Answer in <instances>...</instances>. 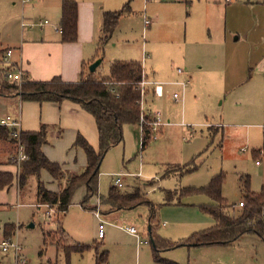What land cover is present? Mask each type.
<instances>
[{
    "label": "rangeland",
    "instance_id": "rangeland-1",
    "mask_svg": "<svg viewBox=\"0 0 264 264\" xmlns=\"http://www.w3.org/2000/svg\"><path fill=\"white\" fill-rule=\"evenodd\" d=\"M22 1L0 0V39L18 41L23 36L25 39L37 37L42 32L39 26L45 21L52 26L44 27L43 30L58 28L54 19L55 2L61 0L28 1L26 4ZM101 1L103 4L106 1L107 7H115L109 9L103 5L104 13L118 11L125 5L109 0ZM131 6L140 12L145 7L144 0H136ZM56 10H61V7H56ZM160 12L159 7L152 3L147 15L153 20V16ZM22 17L37 25L25 35L21 28ZM180 22L179 31L183 36L186 21L182 19ZM119 29L122 39L129 41L128 45L112 43L109 50L106 49L98 58L101 65L96 69L97 72L89 70V73L108 76L114 61L133 58L140 60L144 68L147 67L150 79L155 78L157 81L161 80L160 71L166 75V71L173 66L175 70L184 69L181 64L182 53L173 50L183 47L173 43L176 41L174 37L166 36L168 33L164 24L149 32L143 19L131 13L120 21ZM229 55L232 56L228 58V68L232 67L234 73H227V76L233 75L238 79L232 86L225 87L219 82V78L225 76L224 71L203 75L192 73V85L187 90L185 106L167 95L147 102L148 94H145V117L148 116L149 121L153 122L156 112L161 116V124L154 131L153 126L146 125L152 133L145 150H142L140 123L125 125L124 142L107 153L101 166L99 196L108 198L114 186V174H132L134 178L125 179V186L129 188L116 191L127 193L139 190L142 202L146 205L123 210L107 218L109 223L105 225V236L99 239V221L94 211L100 210L105 214L109 208L99 197L88 202L86 209L83 208L81 202L85 191L82 188L75 194L65 214L55 208L48 215V210L40 208L37 202L38 179L31 176L23 190L18 191L14 184L11 190L0 191V243L15 236L14 239L22 245V256L27 264L56 260L59 264H67L63 253L54 245L45 247L43 240V229L56 232L63 226L72 239L71 245H96L99 254L107 251V261L103 264H164L157 260V252L163 260L175 264H264V242L256 235H245L231 245L184 246L161 251L158 247L157 240L179 245L195 232L203 231L212 224L210 215L201 209L202 205L209 203V198L206 195L179 197L177 194L180 191L207 186L212 179L222 175L223 196L229 206H239L243 200L241 176L251 177V190L254 192L264 186V154L259 153L264 137V82L250 78L253 74L250 68L254 64L247 60V44L232 47ZM12 110L13 107H9V111ZM60 129L61 134L58 133ZM49 132L48 151L51 157L65 165L69 174H80L85 168L86 157L81 149L72 148L79 132L74 124L66 121L61 127L54 120L49 126ZM0 147L11 153L10 162L19 169L13 170L19 174L21 166L15 159V148L5 141H0ZM95 147H99L98 142ZM191 168L196 171L188 174ZM139 175L140 178H137ZM45 176H48L46 171L42 173V180L52 189L60 190L65 186L64 182H47ZM167 192L172 196L169 201ZM151 207H155L154 211ZM32 224L34 227H31ZM119 227H135L142 243L137 245V240ZM57 238L64 239L65 236L59 234ZM96 258L97 251L93 248L84 256L72 254L70 264H96ZM13 263L14 255L11 252L5 254L0 251V264Z\"/></svg>",
    "mask_w": 264,
    "mask_h": 264
},
{
    "label": "crops",
    "instance_id": "crops-1",
    "mask_svg": "<svg viewBox=\"0 0 264 264\" xmlns=\"http://www.w3.org/2000/svg\"><path fill=\"white\" fill-rule=\"evenodd\" d=\"M63 1L64 0H61L59 3L57 1L55 2L57 9L58 7H61V10L59 11L56 10L55 7L54 19L58 28H54L52 30H43L44 27H49L52 25L50 24V22L45 25H42L44 24L42 23V26H39L42 28V32L37 37L31 36V39H25L23 36L18 41L0 39V53L6 49H12L14 53L13 61L18 63L23 68L26 76L32 81H49L54 77H61L65 82H78L80 80L81 74L83 72L87 74L90 66L93 63L100 62L101 65V61H98V58L100 57V55L104 54L106 49L109 50L108 47L112 43L113 45H116V43L128 45L127 43L129 41L127 39H122V37L120 36V22L118 28L113 33L109 41L105 45H102L101 40L103 38L102 32L105 14L103 9L104 6H106V1H104L103 4L101 0H70L78 3V34L77 39L74 42H63L62 33L60 31ZM109 1L117 2L118 4L130 5V13L124 15L121 20L129 17L131 13H136L143 19V21L145 16H147L151 21V24L148 26L149 32H151L156 26L164 24L165 29L168 33V35L166 36L174 37L176 41L173 43L177 44V46L179 44L183 47L173 50L182 53L181 64L183 65L184 69L177 68V70H175L173 66L171 70L166 71V75H163V71H160L161 80L159 81H157L155 78L150 79L148 77L147 67L144 68V64L140 60H136L134 58L130 60H116L137 61L143 65V78H145V80L150 83L146 87V94H148L146 100L147 102L151 101L155 97L159 99L163 98L165 95L170 96L173 99V93L178 91L177 93L182 94V100H174L180 103L182 106H185L187 90L192 85V73H202L203 75V73L218 74L219 72L224 71L225 76L223 77V79L219 78V82L225 87L232 86L234 84V81L238 79H236L233 75H230L229 77L227 76V73H234V71H232V67L228 68V58L229 56H232L229 55L231 54L232 47H236L237 44L248 45L247 60L250 62V64H254V66L250 68V70L253 69V74L250 77L251 80H262L264 82V0H155L153 2H145L144 0L145 7L140 12L136 11L131 6V4L133 5L136 0ZM152 3L157 5L161 10V14L159 13L153 16V20L147 15V10L149 11V5ZM108 6L109 7L106 6V8H115L110 5ZM182 19L186 21V31L183 36L182 34L180 35L179 31L181 23L180 21ZM23 23L26 24L25 27L22 26ZM36 26L37 25H34V23L28 22L25 17H22L21 28L24 35L27 32L33 30V28ZM223 49L225 50L223 51ZM145 66H147V62L145 63ZM179 70H182L183 72L179 73ZM235 71L237 70L235 69ZM216 78H218V76ZM242 82L243 81L239 82L238 84ZM159 84L163 87V95L161 97L157 96L154 92L155 86ZM144 98L145 97L142 96V111H144L147 103H144ZM9 107H13V110L9 111ZM151 113H153L152 110ZM154 115H159V117H161L159 112H156ZM0 116H11L13 118L19 119L21 121V129L23 133L37 132L39 131L41 126L44 125L47 128L48 138L50 137L49 126L51 123H53L54 120L61 127L65 124L66 121H70L74 124L76 131H79L76 135L75 142L79 136H82L89 142L90 145L92 144L94 146L93 147L91 145L94 149H96L95 146L97 142L99 144V133L94 117L86 110H84L81 105L70 100H65L61 103H38L32 101L22 102L19 98H0ZM61 131L62 130L60 129L58 133L61 134ZM7 142L15 148L16 157L17 148L15 144L10 143V141ZM48 146H50L49 139L48 143L42 147V151L52 162H56L51 157L50 152L48 151ZM72 148L81 149L84 152L87 165V156L85 151L80 147H76L75 143ZM98 148L96 150H98ZM243 152H245V149L243 150ZM11 159V153H9V151H6L3 147H0V172L13 173L16 181L15 184L19 191L17 183L18 178L16 177L19 176V174H15L16 172H14L13 170V168H18L10 162ZM59 164L62 166L65 174V179L61 182H55L49 173L48 176H45V179L47 180V182L51 180V183L61 184L62 182H64L66 186L67 179L74 174H69L65 169V165L61 163ZM257 165L260 166L259 161H257ZM126 177L134 178L135 176L127 175ZM136 177L140 178V175ZM125 179L123 180L122 189L129 188L125 186ZM42 181L45 183L44 180ZM45 186L48 190L53 192H60L65 188L64 186L60 190L59 188L52 189L46 183ZM13 187L14 185L10 189L3 191H9ZM113 187L117 189L115 185ZM83 189L85 191V195L83 196V198H85L86 190L85 188ZM240 191L242 193L241 182ZM133 192L134 191L127 193ZM148 193L149 192L147 191V195ZM96 198L97 197L93 198L92 200H95ZM174 203L175 202H172L171 204ZM107 206L109 207L106 210L107 213L102 214V217L108 224L109 222L107 221V218L117 215V213L123 210H117L109 205ZM40 208L47 209L48 215L51 214L50 212L56 210L55 207H51L49 205H40ZM110 209L112 210L110 211ZM60 213L65 214L63 212ZM213 225L214 220L212 219V224L210 225V227H212ZM62 229L67 235V241L70 243V240L72 239L69 233L65 228H63V226ZM46 231L48 230L46 229ZM14 237L11 239L17 241L16 239H14ZM134 238L137 240V245L142 243V238L141 241H138L136 237Z\"/></svg>",
    "mask_w": 264,
    "mask_h": 264
},
{
    "label": "trees",
    "instance_id": "trees-1",
    "mask_svg": "<svg viewBox=\"0 0 264 264\" xmlns=\"http://www.w3.org/2000/svg\"><path fill=\"white\" fill-rule=\"evenodd\" d=\"M130 5L126 4L121 10L105 12L103 24L102 45H105L119 26L121 18L129 14ZM60 31L63 42H74L78 34V3L64 0L62 3V21ZM102 49V46H101ZM96 73V72H95ZM144 76L143 65L137 61H115L111 64L108 76H95L94 73L83 72L80 80L75 83L65 82L61 77H54L49 81H32L28 77L21 84L10 83L0 76V98H19L22 102L32 101L38 103H61L70 100L83 107L90 113L97 124L99 133V148L94 149L87 140L79 136L75 142L76 147L82 148L87 156V165L82 173L71 175L66 186L60 192H53L46 188L41 180V173L47 171L55 182L65 179L62 166L52 162L42 151V147L48 143L46 126H41L37 132H24L21 139L25 146L27 159L21 162L18 187L23 190L27 180L36 176L37 202L40 205L55 207L59 212L66 213L72 205L75 194L82 188L86 190V196L81 202L83 208L93 198L99 197L103 204L117 210H130L142 202L139 190L133 193H120L112 187L108 198L99 196V177L101 165L107 153L114 147L124 142V126L140 124L143 111L141 108L142 95L139 83ZM149 120V117H145ZM151 129L142 128V150L148 144ZM0 141L14 143L11 132L0 127ZM259 153L264 154L263 146ZM196 169H190L193 173ZM242 201L244 207L238 205L229 206L223 196L222 187L224 177L219 175L201 188H188L177 195H206L210 203L202 205L201 209L214 220V225L200 232L192 234L184 243L172 244L165 240H157L159 250L173 247H202L212 245H231L245 235H256L264 242V186L260 191L251 190L250 176H241ZM15 176L11 172H0V191L10 189L15 184ZM172 199L171 193H167V201ZM156 207V206H155ZM155 207H151L154 211ZM153 216V214H152ZM59 234L64 239L57 238ZM44 246L49 244L57 247L70 264L72 254H84L91 249L97 251L96 264L107 261V251L99 254L96 245L68 244L67 235L63 229L56 232H48L43 229ZM43 251H41V254ZM158 261L164 264H175L163 260L158 252ZM40 264H59V261H48Z\"/></svg>",
    "mask_w": 264,
    "mask_h": 264
},
{
    "label": "built area",
    "instance_id": "built-area-1",
    "mask_svg": "<svg viewBox=\"0 0 264 264\" xmlns=\"http://www.w3.org/2000/svg\"><path fill=\"white\" fill-rule=\"evenodd\" d=\"M28 1L37 2L39 0H23L22 3L26 4ZM155 0H145V2H153ZM48 21H45L44 24H48ZM145 27H148L151 24L150 19L145 16L144 18ZM23 27L26 26L25 23L22 24ZM13 50L12 49H6L3 52L0 53V76H2L3 79L7 80L10 83H16L21 84L24 79L27 77L26 74L23 71V68L16 62L13 61ZM182 70H179V73H182ZM150 83L145 80V78L142 79V81L139 83V88L141 90V95L144 96L146 94V87ZM154 92L157 96L161 97L163 95V87L162 85H156ZM173 99L176 101L182 100V94H179L177 92L173 93ZM141 126L146 124H150V126H153V131L155 130L156 126H159L161 124L159 115L155 116V121H149L145 119V115H142L141 117ZM0 127L7 128L11 132V137L14 140V144L17 148V155L16 160L19 164L27 159V156L25 154V146L23 144V141L21 139L22 136V129H21V121L19 119L13 118L11 116H0ZM127 175L132 174H124V173H118L115 174V182L114 185L117 187V189L123 188V180ZM239 207H244V202L239 203ZM95 217L99 221V231L98 236L100 239H103L105 234V225L107 222L103 219L102 213L100 210H95ZM124 231L128 232L132 236L136 237L138 241H141V237L139 232L135 227H120ZM0 251L7 254L11 252L14 255V263L13 264H27V261L23 258L22 252L23 248L21 244L18 241H15L13 239L9 240H3L0 243Z\"/></svg>",
    "mask_w": 264,
    "mask_h": 264
},
{
    "label": "water",
    "instance_id": "water-1",
    "mask_svg": "<svg viewBox=\"0 0 264 264\" xmlns=\"http://www.w3.org/2000/svg\"><path fill=\"white\" fill-rule=\"evenodd\" d=\"M99 65H100V62L93 63L89 68L90 72H95ZM31 227H34V225L32 224Z\"/></svg>",
    "mask_w": 264,
    "mask_h": 264
}]
</instances>
